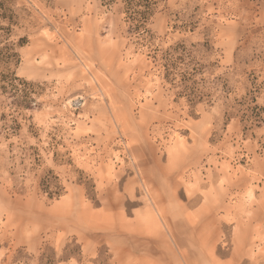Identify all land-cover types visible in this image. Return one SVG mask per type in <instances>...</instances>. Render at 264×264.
Listing matches in <instances>:
<instances>
[{"label":"rangeland","instance_id":"374dc122","mask_svg":"<svg viewBox=\"0 0 264 264\" xmlns=\"http://www.w3.org/2000/svg\"><path fill=\"white\" fill-rule=\"evenodd\" d=\"M0 264H264V0H0Z\"/></svg>","mask_w":264,"mask_h":264}]
</instances>
